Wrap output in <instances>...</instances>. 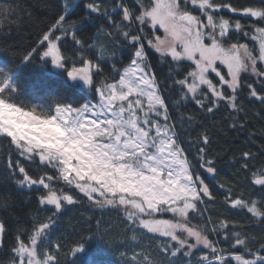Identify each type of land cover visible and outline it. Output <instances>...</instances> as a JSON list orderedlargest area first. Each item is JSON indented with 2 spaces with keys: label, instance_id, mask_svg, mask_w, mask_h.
I'll use <instances>...</instances> for the list:
<instances>
[{
  "label": "snow or ice",
  "instance_id": "1",
  "mask_svg": "<svg viewBox=\"0 0 264 264\" xmlns=\"http://www.w3.org/2000/svg\"><path fill=\"white\" fill-rule=\"evenodd\" d=\"M139 2L141 11L135 16L140 25L139 34H130L116 25L126 46L134 50L130 63L122 71L116 70L113 65L119 78L96 89L98 100L95 104L62 105L53 99L51 106L32 105L26 110L13 95L17 91L11 77L0 68V138L8 139L25 160L35 163L38 158L41 168L54 172L34 178L19 160L14 163L9 160L8 168L12 174L15 175L14 169H18L23 176L16 183L29 190L35 188L39 191L42 188L44 192L39 196V203L55 209L47 218L48 222L39 223L29 236L31 246L17 237L18 246L13 251L19 257V264H54L56 260L50 254L37 258L38 241L49 242L53 217L60 213L65 202L72 205L76 201L73 195L57 189L53 181L74 186L101 209L106 206L122 208L129 221L138 223L148 233L167 239L160 249L164 255L170 254L175 258L183 251L185 257H191L192 250L203 245L211 250L213 259L204 255L197 264H228L222 252L216 254L217 249L206 234V225L191 223L189 213L199 215L198 204L202 203L203 197H211V193L194 170L185 155L186 149L181 147L178 134L169 124L168 105L161 95L159 82L151 72L143 33L144 26L152 30L147 44L160 57H170L178 67L184 61L194 66L183 79L174 81L181 89L182 99L190 95L208 112H212L221 101H226L232 110L240 111L237 92L241 87L242 74L264 77V69L257 67L258 62L264 64V27L253 25L255 31L251 39L258 48V55H254L253 48L246 43L225 44L230 29L242 30L240 21H235L233 25L229 19L217 18L213 13L226 8L233 13L240 11L245 16L264 21V6L239 10L229 3L218 4L216 0ZM189 3L206 17V22L187 8ZM65 7V14L59 16L50 31L75 29L74 23L67 28L64 26L68 11L67 5ZM87 8L93 13L100 12L99 6L94 3L87 4ZM120 8L123 9V20L132 21V12L122 3L112 11L115 13ZM104 14L108 15L107 12ZM108 18L111 21L110 15ZM157 29L163 31L162 36L155 34ZM59 39V36L55 40L50 39V35L45 33L41 43H48L42 55L50 57L54 66L65 68L56 43ZM72 39L76 45L82 46L74 34ZM30 56L31 53L26 55L24 62H28ZM220 66L226 69L228 78L222 74ZM92 67L91 60L85 59L83 67H72L66 71L67 76L73 80L79 78L91 87ZM213 73L219 78L220 85L231 89V95L217 87L210 78ZM248 87L251 89L250 96L264 103V94L258 93L251 84ZM209 103L212 106H208ZM160 117H163V122ZM203 143H208L206 135ZM198 152L199 166L206 168L207 173H215L214 162L204 158L205 149L202 147ZM248 155L245 153V156ZM253 182L264 187V169L253 173ZM96 196L100 199H95ZM231 204L246 208L253 217L264 219V208L258 207L256 201L233 199ZM163 213H170L175 219L157 218V214ZM219 227L225 228L226 224L221 223ZM4 231L5 225L0 222V234ZM233 235L236 237L235 245L244 246L248 251L246 239L238 232ZM189 238L195 243H189ZM83 249L82 244L77 246L73 255ZM251 255V259L235 255L234 260L237 264H264V255L259 252Z\"/></svg>",
  "mask_w": 264,
  "mask_h": 264
},
{
  "label": "trees",
  "instance_id": "2",
  "mask_svg": "<svg viewBox=\"0 0 264 264\" xmlns=\"http://www.w3.org/2000/svg\"><path fill=\"white\" fill-rule=\"evenodd\" d=\"M148 2L144 0V3ZM89 3L98 5L100 12H91L87 8ZM120 3L132 12V21L123 20L122 8L115 13L112 11ZM216 3H229L239 10L264 6V0H216ZM66 5L64 26L67 28L74 23L75 29L50 31L59 16L65 14ZM140 11L139 0H0V68L9 74L15 85L17 92L13 95L17 102L26 110L32 105L51 106L53 99L62 105L76 106L95 102L96 89L119 78L113 65L122 71L134 52L126 46L116 25L130 34H139L135 16ZM105 12L112 17L111 21ZM213 15L229 19L233 25L239 20L242 25L241 31L234 27L230 29L225 44L246 43L254 51L257 49L251 39L255 31L253 25L264 27V21L226 8ZM45 33L60 37L58 48L65 64L62 70H52L48 60L40 57L46 47L44 41L41 43ZM144 33L148 63L168 105L169 124L211 193V197H203L202 203L198 204L199 215L189 213L191 223L206 225V234L217 249L216 254L222 252L228 264H237L235 255L245 259H251V253L255 252L264 255V219L253 217L246 208L231 204L233 199H243L256 201L258 207L264 208V187L253 182V173L264 169V103L251 97L248 87L251 84L258 93L264 94V78L248 75L241 78L237 92L240 111L232 110L226 101H221L208 112L192 98L182 99L181 89L174 83L186 76L190 66L180 63L178 67L169 58L154 53L147 44V38L152 34ZM73 34L82 46L75 44ZM30 53L29 61L24 62L23 58ZM85 59L94 65L91 68L93 85L89 89L69 81L66 72L72 67H83ZM223 91L231 95L226 88ZM208 106L212 105L209 103ZM205 135L208 137L206 145L203 143ZM202 147L204 158L214 162L215 173H207L206 168L199 166L198 150ZM245 153L249 155L245 156ZM9 160L13 163L19 160L34 178L54 172L41 168L38 158L35 163L25 160L8 139L0 138V222L5 225L4 233L0 234V264H19V257L13 251L18 246L17 237L30 246L29 236L35 227L48 222L47 218L55 209L39 203V196L44 192L42 188L29 190L16 183L23 176L18 169H14L15 175L12 174L8 168ZM52 183L57 189L73 195L76 202L72 205L65 202L60 213L53 217L49 242L38 241L37 258L53 255L56 258L54 264H197L204 255L213 259L211 250L201 246L192 250L191 257H185L183 251L175 258L164 255L160 249L167 239L148 233L138 223L129 221L122 208L106 206L101 209L74 186H65L62 181ZM157 218L175 219L170 213L157 214ZM221 223L226 227L220 228ZM237 232L246 239L248 251L244 246L235 245L233 233ZM81 244L83 251L73 255V250Z\"/></svg>",
  "mask_w": 264,
  "mask_h": 264
},
{
  "label": "rangeland",
  "instance_id": "3",
  "mask_svg": "<svg viewBox=\"0 0 264 264\" xmlns=\"http://www.w3.org/2000/svg\"><path fill=\"white\" fill-rule=\"evenodd\" d=\"M187 8L190 10V11H192V13L194 14V15H199V16H201V19L202 20H204L205 22H206V17H204L203 15H201V13L199 12V10L195 7V6H193V5H191V3H189L188 5H187ZM138 23V22H137ZM137 28H138V31H139V29H140V25L138 24L137 25ZM144 28H145V30L147 31V34H152V30L148 27V26H144ZM136 29V28H135ZM146 33H144V35H145ZM146 34V35H147ZM52 35V34H51ZM50 35V39H53V40H55V38L57 37V36H51ZM156 35H163V31L162 30H160V29H157L156 30ZM58 42H59V40H56V43H57V46H58ZM44 43H45V45H46V47H45V49L43 50V51H45L46 50V48H47V41H44ZM254 47L256 46V48H257V45H256V42L254 41ZM151 48V47H150ZM152 49V48H151ZM153 51H154V53H156L155 52V50L154 49H152ZM43 51L41 52V59L42 60H48V62H49V66H50V68L52 69V70H55V71H58V70H62V68L61 67H58V66H54L52 63H51V58L49 57V58H44L43 57ZM158 54V53H157ZM254 55H258V48L254 51ZM160 56V55H159ZM164 58H166V57H164ZM167 58H169V60H171L170 59V57H167ZM171 62V61H170ZM181 63H187L188 64V66H190V70H191V67H194V66H192L191 64H190V62H186V61H184V62H181ZM259 66V68H261V69H264V64H260L259 62H258V64H257V67ZM221 67V72H222V74H225V76H226V69H224L222 66H220ZM92 75V74H91ZM244 75H248V76H255V75H253V74H251V73H243L242 74V77L244 76ZM241 77V78H242ZM255 77H257V76H255ZM67 78H68V80L69 81H72V82H77V83H79L83 88H86V89H89V87L90 86H87V85H85L84 84V82L81 80V79H79V78H77V79H75V80H73V79H70L68 76H67ZM210 78L211 79H213V82L214 83H216L217 84V87L218 88H220L222 91L224 90V88H226L227 89V91H229L230 93H231V89H229L228 87H227V85H220L219 83H218V80H219V78L218 77H216L215 76V74L213 73V74H210ZM226 78H228L227 76H226ZM261 78H264V77H261ZM205 91H206V89H205ZM208 95H209V97L211 98V94L210 93H208ZM95 96H96V100H95V102H90V103H93V104H95L96 102H97V100H98V95H97V92L95 93ZM188 97H190L191 98V96L190 95H188ZM160 120H161V122H163V118L161 117L160 118ZM63 183V182H62ZM189 243H195V241L193 240V239H191V238H189ZM31 246V245H30ZM201 247H203V245H200ZM200 246H198V247H200ZM204 248V247H203Z\"/></svg>",
  "mask_w": 264,
  "mask_h": 264
}]
</instances>
